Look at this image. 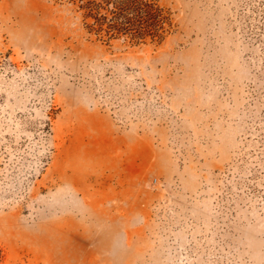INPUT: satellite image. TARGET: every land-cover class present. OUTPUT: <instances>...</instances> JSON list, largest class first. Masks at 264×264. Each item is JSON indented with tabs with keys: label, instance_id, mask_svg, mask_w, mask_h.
Returning a JSON list of instances; mask_svg holds the SVG:
<instances>
[{
	"label": "rangeland",
	"instance_id": "rangeland-1",
	"mask_svg": "<svg viewBox=\"0 0 264 264\" xmlns=\"http://www.w3.org/2000/svg\"><path fill=\"white\" fill-rule=\"evenodd\" d=\"M82 1L0 0V264H264V0Z\"/></svg>",
	"mask_w": 264,
	"mask_h": 264
},
{
	"label": "trees",
	"instance_id": "trees-1",
	"mask_svg": "<svg viewBox=\"0 0 264 264\" xmlns=\"http://www.w3.org/2000/svg\"><path fill=\"white\" fill-rule=\"evenodd\" d=\"M81 9L89 38L108 42L131 34L138 44L148 39L161 44L173 26L171 12L160 0H83Z\"/></svg>",
	"mask_w": 264,
	"mask_h": 264
}]
</instances>
